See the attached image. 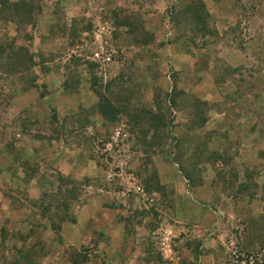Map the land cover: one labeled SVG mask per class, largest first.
<instances>
[{"label": "rangeland", "instance_id": "374dc122", "mask_svg": "<svg viewBox=\"0 0 264 264\" xmlns=\"http://www.w3.org/2000/svg\"><path fill=\"white\" fill-rule=\"evenodd\" d=\"M44 1L5 32L36 65L0 72V264H264V0Z\"/></svg>", "mask_w": 264, "mask_h": 264}, {"label": "trees", "instance_id": "16d2710c", "mask_svg": "<svg viewBox=\"0 0 264 264\" xmlns=\"http://www.w3.org/2000/svg\"><path fill=\"white\" fill-rule=\"evenodd\" d=\"M45 1L44 0H0V21L3 19V15H9L10 17H4V24L2 25V32L0 33V72L3 74H6L7 76H15V74H20L21 72L31 70V67H34L36 65L34 61V56L31 51L23 45H19L17 42L16 37H7L6 33L9 29V25L16 26L17 29L21 25H29L32 28L37 27L38 24V17L44 12L45 10ZM197 7V3H193L189 5V10L191 7ZM200 7V5H198ZM199 20V23H204L208 18L209 15L203 11H199V9H195V14H193L190 18L194 17ZM121 13H113V18L115 21V24L118 28L125 27L127 28L123 33H134L136 31H139L138 25H134L132 23H122L120 21ZM188 17L185 15V20H187ZM184 20V21H185ZM115 37H118V32L114 33ZM31 40V37H26ZM144 46H148L147 42L142 43ZM35 82V80H33ZM92 84L94 86H97L98 84V78L94 77L92 80ZM36 83L29 86L28 89H33L36 87ZM110 84L108 85V88H110ZM27 90V89H26ZM93 91L96 93L97 97L100 100L99 103V109L98 112L101 114V116L106 121H113L117 119V114L120 112L119 108L111 101V99L103 93L100 89H94ZM113 111V117L111 116V112ZM149 115V114H148ZM151 115V116H150ZM149 116L150 120L154 123L161 121V115L158 113H151ZM53 126V125H52ZM53 128H58L54 130V137L52 139L48 140H59V136L63 135L66 136V134L70 135L73 134L76 130L80 129L75 127V129H70L69 127H58L53 126ZM85 127L83 126L80 130H84ZM61 131V132H60ZM65 132V133H64ZM39 138H37L38 140ZM43 139V138H42ZM46 140V139H45ZM6 173V172H4ZM7 173H9L11 176L15 174L14 166L11 165L10 168L7 169ZM185 179L188 181H192V177L185 173ZM247 175H249V172H247ZM69 182V181H68ZM67 182V183H68ZM74 181H71L73 183ZM77 184V183H75ZM65 186L64 181H62V184H59V187L56 191V193H43L42 200L40 203H44L46 200L50 201V205L46 208V211L50 212L51 207L58 208V212L56 214V217L59 218L57 222H53L52 225L54 226V230L56 233H61V228L63 224L68 220H74L71 219V211H70V203L72 201H75L78 199L77 193H75V190L73 192L69 190H65L63 187ZM37 202V201H36ZM35 202V203H36ZM75 221V220H74ZM97 248V247H96ZM86 262L85 257L82 259V261H78L79 264H82Z\"/></svg>", "mask_w": 264, "mask_h": 264}, {"label": "crops", "instance_id": "0c3cea01", "mask_svg": "<svg viewBox=\"0 0 264 264\" xmlns=\"http://www.w3.org/2000/svg\"><path fill=\"white\" fill-rule=\"evenodd\" d=\"M38 22H39V20H38Z\"/></svg>", "mask_w": 264, "mask_h": 264}]
</instances>
